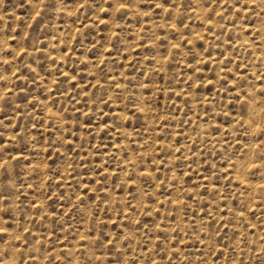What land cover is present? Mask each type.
<instances>
[{
    "label": "rangeland",
    "instance_id": "1",
    "mask_svg": "<svg viewBox=\"0 0 264 264\" xmlns=\"http://www.w3.org/2000/svg\"><path fill=\"white\" fill-rule=\"evenodd\" d=\"M0 264H264V0H0Z\"/></svg>",
    "mask_w": 264,
    "mask_h": 264
}]
</instances>
